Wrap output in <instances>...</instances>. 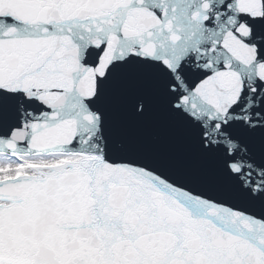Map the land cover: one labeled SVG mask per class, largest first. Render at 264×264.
I'll return each mask as SVG.
<instances>
[{
	"label": "snow or ice",
	"instance_id": "1",
	"mask_svg": "<svg viewBox=\"0 0 264 264\" xmlns=\"http://www.w3.org/2000/svg\"><path fill=\"white\" fill-rule=\"evenodd\" d=\"M0 264H264V0H0Z\"/></svg>",
	"mask_w": 264,
	"mask_h": 264
}]
</instances>
